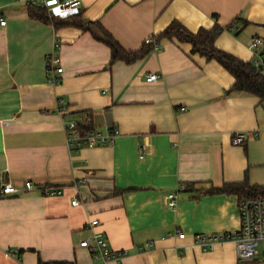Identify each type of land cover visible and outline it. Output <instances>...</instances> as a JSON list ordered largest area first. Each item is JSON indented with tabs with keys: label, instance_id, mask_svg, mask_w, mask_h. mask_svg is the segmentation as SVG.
<instances>
[{
	"label": "crops",
	"instance_id": "1",
	"mask_svg": "<svg viewBox=\"0 0 264 264\" xmlns=\"http://www.w3.org/2000/svg\"><path fill=\"white\" fill-rule=\"evenodd\" d=\"M29 1L0 0V173L22 190L35 187L2 197L0 183V264H103L81 247L92 221L113 251L127 252L107 264H264L262 247L242 263L231 242L212 252L193 246L199 235L240 231L237 196L183 191L175 209L167 206L188 185L247 178L264 186V100L226 96L233 76L188 44L164 40L143 60L111 65L110 49L91 33L31 20ZM81 13L127 52L174 21L191 32L218 24L216 46L245 62L252 40L264 38V0H82ZM236 21L239 32L227 30ZM56 43L64 72L52 87L45 61ZM151 74L160 79L147 82ZM69 121L120 135L112 146L73 152ZM237 133L246 136L241 146L232 144ZM46 186L63 192L45 197Z\"/></svg>",
	"mask_w": 264,
	"mask_h": 264
},
{
	"label": "built area",
	"instance_id": "2",
	"mask_svg": "<svg viewBox=\"0 0 264 264\" xmlns=\"http://www.w3.org/2000/svg\"><path fill=\"white\" fill-rule=\"evenodd\" d=\"M28 4L36 6L49 13L50 18H57L63 21L69 20L74 16L81 14L82 0H58L57 4L50 5L48 0H30ZM6 22L1 21V26H5ZM239 24L232 25L231 32H239ZM147 43H154L155 50H158V44L154 39L148 40ZM60 49L59 44H55L54 51L46 57L45 70L47 83L52 87H58L62 83V60L57 51ZM252 53L251 64L259 70L264 71V38H254L249 45ZM160 79L159 75L151 74L147 78V82L153 83ZM59 109L57 112L64 115L67 108L63 106L62 101H58ZM185 111V109H181ZM66 143L70 150L77 152L82 148H97L104 146H112L120 135V132L112 127H107L104 131L92 128L87 122L77 123L69 121L65 125ZM245 134L237 133L234 135L232 144L241 146L245 142ZM0 183L2 185V197L18 196L25 191H33L35 189L31 182L24 184V190L16 187L11 183H6L3 175L0 173ZM185 191L184 187H180L179 191L171 193L167 196V206L175 209L178 203V193ZM40 192L45 197L59 196L62 189L46 186L40 188ZM73 206H78V199H74ZM238 213L240 219V231L233 234H217V235H199L195 238L193 246L199 248L202 252H212L218 245L231 242L236 247L237 258L242 263L252 262L259 253V248L264 249V198L244 199L238 202ZM98 221H92L88 225V229L92 232L91 236L81 243V247L89 250L92 258L103 264L115 261L120 262L126 257V251H113L106 237L96 231ZM180 239H185V234H179ZM152 247L153 243L149 244ZM14 254L13 250L5 252L6 257L10 258Z\"/></svg>",
	"mask_w": 264,
	"mask_h": 264
},
{
	"label": "trees",
	"instance_id": "3",
	"mask_svg": "<svg viewBox=\"0 0 264 264\" xmlns=\"http://www.w3.org/2000/svg\"><path fill=\"white\" fill-rule=\"evenodd\" d=\"M28 16L31 20L53 26L56 30L64 27H77L84 32L91 33L97 40L105 44L111 51L110 64L123 62L132 65L145 59L155 51L154 43H145L137 52L125 51L114 38L108 34L98 22H89L83 19L82 13L63 21L50 18L49 13L31 4L27 5ZM240 23L234 22L232 25ZM227 30H231V27ZM224 28L215 24L211 29L201 28L197 32H191L179 22H172L164 31L154 37L157 44L166 40L178 44L191 46V54L198 55L207 62H216L222 66L234 78V84L226 90V96L243 94L264 100V71L256 69L251 62H245L240 58L219 49L216 46L218 37L224 32ZM237 35L239 33H236ZM185 192H199L204 195H232L237 196L239 201L244 199L264 198V186L251 185L247 178L239 183H226L222 187H209L208 189H194L186 186ZM52 264H74L57 262Z\"/></svg>",
	"mask_w": 264,
	"mask_h": 264
}]
</instances>
